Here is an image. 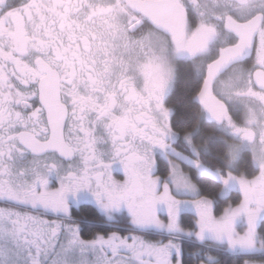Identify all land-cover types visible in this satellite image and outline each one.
I'll list each match as a JSON object with an SVG mask.
<instances>
[{
	"label": "snow or ice",
	"instance_id": "obj_1",
	"mask_svg": "<svg viewBox=\"0 0 264 264\" xmlns=\"http://www.w3.org/2000/svg\"><path fill=\"white\" fill-rule=\"evenodd\" d=\"M0 264H264V0H0Z\"/></svg>",
	"mask_w": 264,
	"mask_h": 264
}]
</instances>
